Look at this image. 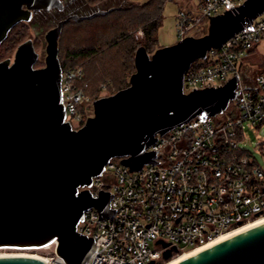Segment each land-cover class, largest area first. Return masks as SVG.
Segmentation results:
<instances>
[{
  "label": "water",
  "instance_id": "95a60500",
  "mask_svg": "<svg viewBox=\"0 0 264 264\" xmlns=\"http://www.w3.org/2000/svg\"><path fill=\"white\" fill-rule=\"evenodd\" d=\"M125 2V1H124ZM123 2V3H124ZM62 11L58 0H0V46L10 31L29 23L33 12ZM70 16L48 31L45 67L33 41L21 44L13 62H0V249H41L56 244L63 264H88L97 252L93 238L78 233L83 214L113 218L114 195L89 190L114 159L130 172L155 162L149 148L206 112L215 117L236 100L240 79L218 89L184 92L185 74L213 49L264 14V0H247L233 11L209 16L208 33L187 37L150 55L135 53L129 86L93 103V116L74 130L65 122L59 40L70 22L105 15ZM176 249L164 254L168 263ZM0 264H46L31 257H0ZM155 264V263H152ZM177 264H264V223L203 249Z\"/></svg>",
  "mask_w": 264,
  "mask_h": 264
},
{
  "label": "built area",
  "instance_id": "2783aa9c",
  "mask_svg": "<svg viewBox=\"0 0 264 264\" xmlns=\"http://www.w3.org/2000/svg\"><path fill=\"white\" fill-rule=\"evenodd\" d=\"M246 1L206 0L196 13L180 11V41L201 25L209 26V16L233 11ZM263 39L264 14L185 74L186 94L218 89L238 76L239 94L225 112L215 117L203 112L158 136L148 150L158 151V164L129 173L121 159H114L93 179L86 189L95 199L99 191L114 195L110 208L116 212L102 220L95 209L83 214L77 231L98 246L88 264H160L168 251L176 249L175 258L264 216V167L240 148L245 125L264 124V72L247 85L239 67ZM83 78L81 69L62 71L65 122L73 129L93 116L94 102L77 88ZM258 146L264 155V141Z\"/></svg>",
  "mask_w": 264,
  "mask_h": 264
},
{
  "label": "rangeland",
  "instance_id": "374dc122",
  "mask_svg": "<svg viewBox=\"0 0 264 264\" xmlns=\"http://www.w3.org/2000/svg\"><path fill=\"white\" fill-rule=\"evenodd\" d=\"M147 1L148 0H105L104 3H101L99 5H91L87 3L85 9L83 10L84 13L82 12V15H91L97 11H107L114 8H122V6L130 7L136 4H144ZM191 2L193 8L187 7ZM199 8L200 0H179V2L178 0H175L173 2L166 3L163 11L164 20L160 30L158 31L157 47H155L153 51L149 52V54L153 55L159 48L170 47L178 43L180 41V38L178 37L179 12L184 11L193 13L197 12ZM62 17L64 16L58 15L56 13L51 15L47 13H40L35 16L31 23L19 24V26L12 33L9 41L4 43V47L2 50L6 51L7 49H11V47H14V49L12 50L11 54L6 53V58L1 61L8 60L9 57L14 59L18 47L28 40H33L35 51L39 54V61L35 66V69L44 68L45 59L47 56V43L45 40V36L48 31L56 27L58 21H60V18ZM103 23H105V20L101 19H97L96 21L94 20L91 22H70L65 26L59 41V58L60 62L62 63L64 62L66 64L74 65L73 61L69 57H67L68 54L76 53L83 49H93L94 47L98 48L100 55H105V59L107 62H113L112 68L111 66L109 67V64L108 68L105 67L106 70L108 69L109 73H111L112 70L115 71L112 75H104L102 77L101 83L102 85L107 86V88L105 91L101 92L100 98L112 96V94H116L114 92H116L115 90H117L118 87L126 86L127 84H129L131 76L135 73L134 57L136 53L135 51L132 54L131 42L120 43L121 45L119 47L109 52L107 46H105L104 44H107L106 42H108L109 39L112 38V34H107L103 31H95L97 27L102 26ZM207 33L208 26L201 25L190 36L201 38ZM142 35V32H139L136 35V39L138 40V38H141ZM14 38L16 39L13 40ZM13 41H15V45H13ZM100 55L99 58H101ZM93 62L95 65L93 64L92 67L98 68L100 61H97L96 59ZM76 65L80 66L81 62L76 63ZM239 67L242 68L241 76L243 82L247 85L253 82V79L257 74L264 72V39L254 50L249 53L248 57L239 64ZM111 84L114 85V89L110 87ZM230 110H235L234 103H231ZM80 128L81 126L74 125V129L79 130ZM263 141L264 124L258 127H251L247 124L245 125L244 140L240 143V148L241 150L252 155L257 163L262 167H264V155L260 151L258 145ZM2 255L37 256L46 260L48 264H63V261L56 254V244L41 249L4 248L0 249V256Z\"/></svg>",
  "mask_w": 264,
  "mask_h": 264
},
{
  "label": "trees",
  "instance_id": "16d2710c",
  "mask_svg": "<svg viewBox=\"0 0 264 264\" xmlns=\"http://www.w3.org/2000/svg\"><path fill=\"white\" fill-rule=\"evenodd\" d=\"M104 1L105 0H87V2L91 5H99L101 3H104ZM173 1L175 0H148L144 4H136L130 7L122 6V8H114L111 10H107L106 11L108 12L107 14L96 16L93 19L85 20V21L91 22L94 20L96 21L97 19L105 20V23H103L102 26L97 27V29L94 30L98 32L103 31L106 32L107 34H112V38L109 39L108 42H106L107 44H104L105 46H107L109 52L119 47L121 45L120 43L131 42L132 54L135 51H137V49L141 46L145 47L149 53L153 51L155 47H157L158 31L160 30L164 20L163 11L165 4ZM18 26L19 25H17L10 31L7 39L0 46V61L6 58L5 57L6 53L7 54L12 53L14 47L13 48L11 47V49H7L6 51L2 49L4 47L3 46L4 43L9 41V39L12 36V33ZM139 32H142L143 35L141 38H138L137 40L136 35ZM15 39L16 38H14L13 40ZM14 42L15 41H13V45H15ZM99 55L100 53L98 51V48L94 47L93 49H87V50L83 49L76 53L68 54L67 57H69L73 61L74 65L60 62L62 71H66V70L75 71L78 69H81L83 71L84 78L78 84L77 88L78 91H81L92 102L100 98L101 92L105 91L107 88V86L102 85L101 83L102 77L104 75L105 76L112 75L115 71L112 70L111 73H109L108 69L106 70L105 67L108 68V64H109V67L111 66L112 68L113 62L112 61L107 62L105 59V55H100L101 58H99ZM96 59L97 61H100L98 68L92 67L94 64L93 61ZM78 62H81L80 66L76 65V63ZM200 66L201 65L199 63L193 64V68H198ZM128 86L129 84H127L126 86L118 87L117 90H115L116 92L114 93H117L127 88ZM110 87L114 89V85L111 84ZM181 254H179L178 256H180ZM164 263L166 264V262H161L160 264H164Z\"/></svg>",
  "mask_w": 264,
  "mask_h": 264
},
{
  "label": "bare ground",
  "instance_id": "6f19581e",
  "mask_svg": "<svg viewBox=\"0 0 264 264\" xmlns=\"http://www.w3.org/2000/svg\"><path fill=\"white\" fill-rule=\"evenodd\" d=\"M263 223H264V216L261 217V218H258V219H256V220H254V221H251V222L245 224L244 226H241V227H239V228H237V229H234V230H232L231 232H229V233H227V234H224L223 236H221L220 238H218L217 240L211 242L210 244H208V245H206V246L199 247V248L194 249V250H192V251H190V252H184L183 254H181L180 256H178V257L172 259L170 262H168V263H166V264H177V263H179L180 261H182V260H184V259H186V258H188V257H190V256H192V255H194L195 253H197V252H199V251H201V250H203V249H206V248H208V247H210V246H213V245H215V244H217V243H219V242H221V241H223V240H225V239H228V238H230V237H233V236H235V235H237V234H239V233H242V232H244V231H246V230H249V229H251V228H254V227H256V226H259V225H261V224H263ZM0 257H31V258H34V259L42 260V261H44L46 264H48V262H47L46 260H44V259H42V258H40V257H37V256H26V255H21V256H15V255H4V256H3V255H2V256H0Z\"/></svg>",
  "mask_w": 264,
  "mask_h": 264
},
{
  "label": "flooded vegetation",
  "instance_id": "af4514ba",
  "mask_svg": "<svg viewBox=\"0 0 264 264\" xmlns=\"http://www.w3.org/2000/svg\"><path fill=\"white\" fill-rule=\"evenodd\" d=\"M58 1L60 3H62V5H63L62 11L57 10V9H53L50 12H46V11L33 12L32 20L29 23H31L33 21V19L35 18V16L40 14V13H47L49 15L56 13L58 15H63L64 17L60 18V21H58V23L61 22L62 20H65L66 18H68L70 16H74V15L79 16V17L88 16V15H82L83 10L85 9L86 4L88 3L87 0H58ZM58 23H57V25H58ZM33 45H34V42H33ZM34 48H35V46H34ZM8 59L11 60L12 62L14 60L11 57H9ZM0 62H2V61H0Z\"/></svg>",
  "mask_w": 264,
  "mask_h": 264
},
{
  "label": "crops",
  "instance_id": "0c3cea01",
  "mask_svg": "<svg viewBox=\"0 0 264 264\" xmlns=\"http://www.w3.org/2000/svg\"><path fill=\"white\" fill-rule=\"evenodd\" d=\"M206 0H200V6L205 2ZM179 2V0H178ZM182 4V3H181ZM185 4V3H184ZM187 4V3H186ZM187 7H190V8H193V5H192V2L187 6ZM193 13H196V12H193Z\"/></svg>",
  "mask_w": 264,
  "mask_h": 264
}]
</instances>
